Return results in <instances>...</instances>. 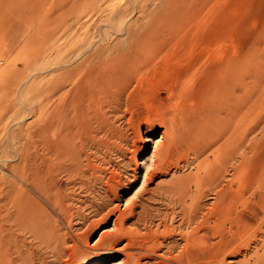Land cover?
<instances>
[{
  "label": "rangeland",
  "instance_id": "1",
  "mask_svg": "<svg viewBox=\"0 0 264 264\" xmlns=\"http://www.w3.org/2000/svg\"><path fill=\"white\" fill-rule=\"evenodd\" d=\"M132 47L145 52L143 58L133 51L142 71L133 76L119 110L111 101L106 106L111 109L110 124L97 122L94 114L90 136L86 137L84 152L90 156V171L95 170L96 177L104 174V178L96 180L89 172L88 176L73 173L72 179L61 171L53 175L55 185L63 178V190L70 198V216L63 221L60 205H51L28 185L20 171V157L48 155L41 144L50 136L52 102L57 96L53 98V92L61 97L64 92L77 91L82 71L73 72V68L93 65L99 48L108 50L100 54L116 57ZM237 52L243 55L241 62L235 57ZM236 113L240 114L237 119ZM236 123L243 128L245 141L241 178L235 179L231 166L225 176L223 171L209 174L212 166L218 168L214 154H221L219 147L231 145L225 134ZM182 133L200 144L201 154L189 155L187 163H175L177 168L173 165L172 170L166 167L170 174L149 184L151 193L143 195L147 199L138 197L151 213H157V221L162 215L166 217L162 224L172 226L168 230L171 233L164 237L162 253L170 255L173 251L170 264H264V0H0V219L13 210L10 204L14 203V192H31L34 200L30 201L46 209L40 212L44 224L36 234L12 221L5 231L0 230L1 244L9 246L1 264L118 262L121 256L98 254L93 244L102 229L112 227L115 216L111 211L116 203L129 212L126 201L141 189L145 168L151 162L146 159L156 149L157 141L167 145L173 135ZM91 139L93 144L89 143ZM232 161L237 164L236 159ZM113 174L121 180V184L115 183V200L102 191L107 177ZM216 176H221L223 185L231 184L228 194L236 200L227 210L228 219L215 225L214 217L206 216L218 208L212 188ZM82 180L85 185L93 184L82 185ZM178 185L185 190L172 192ZM157 187L163 188L162 196ZM176 201L180 207L185 203L188 206L183 205L182 210ZM140 210L135 208L136 213ZM129 217L126 225L133 228L136 215ZM47 221L50 238L44 237ZM151 227L156 229L157 225ZM189 234L194 235L191 241L187 240ZM8 237L11 239L7 241ZM170 243L175 246L171 248ZM189 252L194 254L191 260L187 259ZM152 262L144 260V264Z\"/></svg>",
  "mask_w": 264,
  "mask_h": 264
},
{
  "label": "bare ground",
  "instance_id": "2",
  "mask_svg": "<svg viewBox=\"0 0 264 264\" xmlns=\"http://www.w3.org/2000/svg\"><path fill=\"white\" fill-rule=\"evenodd\" d=\"M98 51L99 52L95 54L94 60L96 62H94L93 65L86 64L79 69L73 68V72L78 73L79 70L82 71L80 77H78L79 83H78V89L76 92H64L61 97L58 96L57 92H53V98L55 97V95H57V96L53 99V102H52L53 107H52L51 116H50V120H49L50 133H48L49 130H46L50 136L46 135L47 137L49 136V138L47 140L45 139L44 144H41L42 148L44 149L43 150L44 153H46V155L47 154L48 155L44 156L43 154L38 153L39 155L35 154L34 157L33 156L32 157H25V156L20 157V159H21L20 164H22L21 165L22 169H20V171L24 172V174H25L24 176H25V179H26L28 185L29 186L31 185L32 186L31 188L35 192H37L38 195L43 197L45 201H47L50 204L52 203L51 205H53V203H55V204L58 203L60 205V207H59L61 209L60 211H62L61 213H63L62 215L61 214L60 215H61V218L63 221L66 220V218L68 217V215L71 212V208L69 207L70 204L68 206V202H69L70 198L66 195V193H65L66 191L63 190V187L65 185V182L63 181V178H62L63 176L62 177L60 176L62 178V180H60V181L58 180L59 182L55 185L53 175L56 174V176H57V172L60 173V171L62 173L65 172L64 174L67 173V176H69V175L71 176L73 173H77L78 175L79 174L80 175H87L89 173H92V176H94L95 179L98 177H99L98 179H100L101 175L96 177L95 170H94V172L90 171L92 168V164L90 163L91 162L90 156L84 152L85 151V144H86V137L90 136L89 131H91V127L93 126V125L91 126L93 115L95 114L94 120H96V116H97L99 118V121L97 120V122L101 123L102 125L105 124L104 126H106V125L108 126L110 124L109 123L110 120L108 118V115H109L108 110L111 111V109H108L106 106H108V103L114 102L115 108H117V109L119 108V106L121 105L122 99H124L123 96H124V93H126L125 92L126 89H129L127 87L130 86L131 83H133L132 82L133 76L136 75L142 69V68H140L141 65H136L137 63H136V60H134L135 54H133V51L136 52L137 56L142 55L143 58L146 57L145 52H143L140 48H134V47L129 48V50L127 52H124L123 54H120L116 57H113L108 53L100 54L101 51L107 52L108 51L107 49L100 50V48H99ZM122 55H124L125 57H122ZM242 56L243 55L240 52L239 53L237 52V54L235 55V57L238 58L240 60V62H241ZM238 66H240V64H238L236 67L237 70L240 71L241 69H239ZM70 70H72V69H70ZM71 73H72V71H71ZM238 76H239V74H238ZM231 82H233V81H231ZM128 99L130 100V98H128ZM128 99H126V100H128ZM126 102L128 103V101H126ZM232 103H233V101H232ZM226 106L228 107L229 105L227 104ZM234 107H235V105H234ZM234 107H231V108H234ZM240 107L242 108V105ZM114 109H112V110H114ZM228 109H230V108H228ZM230 110H232V109H230ZM239 110H238V112H239ZM233 111H234V109H233ZM237 113L235 116L234 115H232V116H234L236 118V116L240 115ZM227 116L230 117V114L229 115L227 114ZM199 117H200V115H199ZM229 117H227V118H229ZM234 117H233V119H235ZM183 120H185V118ZM228 120H230V119H228ZM174 121H175V119H174ZM181 123L182 122H180V124ZM92 124H94V123H92ZM172 126H173L172 128L174 130L175 129L174 123L172 124ZM94 128H95V126H94ZM178 128L180 129L179 126H178ZM218 128H219V126H218ZM47 129H48V127H47ZM189 129H191V128L189 127ZM183 131H184V129H183ZM175 132L177 133L176 130H175ZM242 132H243V128H241V125H239V124L237 125V123L235 126L231 125L227 129L226 134H225V138H226L227 142L230 141L233 144L231 143V145L229 147L227 145L228 143H224L220 147L217 146V147H219V150H221L220 155H216V157H215V154H214L215 160L218 161V163H219L218 168L216 169L215 167L213 168V166H212V169L208 170L209 174L212 173V175H213V171H215V172H219V171L222 172L223 171L222 176H225L226 172L229 171V167L231 166L234 169L233 174H234L235 179L239 180L241 178V174H242V170H243V157H244L243 142H245V141H243L244 137H243ZM40 136H42V135H40ZM162 137H163V139H165L164 136H162ZM161 141L158 140L157 141L158 143L156 142L157 143L156 149H153L151 157L149 159H146V160L151 161V162L145 168L146 171H145V174L143 177V185H142L141 189L138 190V192H137L138 194H136V195L134 194L133 198L131 197L130 200L126 201L129 203L128 207H126V210H128L129 212L128 213L124 212L125 210L122 211L120 209V206H119L120 204H117V203L115 204L114 202H112L113 205L115 204L114 205L115 207L113 208V210L111 209V207L109 209L112 210L111 213H113L115 216V219L113 220V225H112V227H107V228L102 229L100 235H98V237L95 240V243L93 244V245L96 244L95 247L97 246L96 249L99 252L98 254H100V253L108 254L109 253V254H113L114 257L118 256V255L121 256L120 260H118V262H115L113 264H144V260H146L147 262L153 261L151 264H170L169 263L170 261H172V262L174 261V256H171L173 251L171 252L169 250L171 252L170 255L162 253V246L165 245V244H163L165 242V241L163 242V240H165L164 237L168 235L167 233L170 232L168 230L172 227L170 225L171 223L169 224L170 227L167 224H162V221L164 220L163 219L164 216L162 217V215H160V220L157 221L158 217H157V215H155L157 213H155V214L151 213L150 209H148L147 206L141 202V200H140L141 198L139 199L138 197H141V196L143 197V195H145L146 192H150V189L148 186H149V184L154 183V180L156 178H161L163 176H167L168 174H170L169 169L167 171H165L166 167L171 169L172 168L171 166L175 165V168H177V165H176L177 163H179V164L187 163L188 162L187 159H189V155L201 154L202 147H200L199 143H197V144L194 143V139H190L189 134L183 135V133H182V135L180 134V136L173 135L172 140L166 141V142H168L167 145L165 144L164 141H162V143H161ZM89 143L93 144V140L90 141ZM94 144L97 145V142L96 143L94 142ZM96 145H94V146H96ZM38 146L39 145L37 143V148L39 149L40 146L39 147ZM91 147H93V146H91ZM204 148H205V146H204ZM84 159L86 160L85 162H84ZM234 159L237 160V164L233 163L232 160H234ZM157 160H158V162H157ZM17 165H19V164H17ZM21 166L19 168H21ZM100 168L101 167L98 168L99 171L101 170ZM16 171H17V169H16ZM17 172L19 173V171H17ZM102 173H103V169H102ZM98 175H99V172H98ZM72 176H75V175H72ZM72 176H71V179H72ZM89 176L91 177V175H89ZM102 176L104 178L105 175L103 174ZM84 177H86V176H84ZM65 178H67V177H65ZM75 178H77V176ZM78 178H80V176ZM81 178H82V176H81ZM87 179H88V177H87ZM87 179H86V181H87ZM116 179H117L116 176L113 174V175L107 177L105 184L103 183L104 187H103L102 191L105 193V195L107 197H108V195H113V198H114L113 200H115L117 198V193H116V191H117L116 188L118 187L117 185L121 184V180H116ZM66 180H68V179H66ZM214 180L215 181L212 184L213 185L212 188L216 194L215 195V198H216L215 202L217 204L215 207H218V208L215 209L216 212H210L207 214L206 217L210 218L212 216V217H214V220H212V221H214V224L215 223L221 224V223H224L228 219L227 210H228L230 205H233V202L236 199H234V196L231 197L228 194L229 189H231L230 183H226V185H223L222 184L223 179L221 180V176L218 179H214ZM103 182H105V181H103ZM80 183H82V185H85V181H83V180L80 181ZM115 183L117 185H115ZM73 184H74V182H73ZM67 185H68V183H67ZM86 185H88V184H86ZM91 185H88V186H91ZM157 185H158V183H157ZM239 185H240V181H238V183H237L238 192H239ZM176 187H178V188H176L175 190H172V192L185 190V187L180 188V185H178ZM86 189H88V188H86ZM158 189L159 188L157 187V190ZM162 190H163V188H160V190H158L159 193L161 194V196H162ZM164 190H168V188L164 189ZM158 191H157V193H158ZM12 192H11L10 198L13 196ZM197 192L195 191V193H197ZM14 193L15 194L12 197L14 203L10 204V205H12V207L10 206V208H12L13 210L6 212L5 219L3 217H1V219H0V226H1L0 230H1V232L5 231L7 229L6 224L8 222L12 221L11 223H13L14 225H17V226L22 225V226H24L25 230L27 229V231H30L31 233L36 234L38 232L39 225L44 224V222H43L44 219L41 218V215H42L41 213L44 209L41 208L42 209L41 210L39 208L38 203L30 201V199L34 200L31 192L26 193L25 191H22V193H20V194L18 193V195L16 194V192H14ZM7 195H9V193H7ZM235 195L239 196V193H237ZM204 196H203V198H204ZM7 198H9V197H7ZM163 198H165V197H163ZM143 199H144V197H143ZM146 199L147 198L145 197L144 200H146ZM37 200H38V198H37ZM37 200H36V202H37ZM163 200H166V199H163ZM172 200H174V199H172ZM190 200H191V196H190ZM102 201H103V199H102ZM147 201H149V199ZM191 202H192V200H191ZM128 203H126V204H128ZM178 203L179 202H177V204ZM192 203H194V202H192ZM126 204H125V206H126ZM178 205H176V207L181 206L180 204H178ZM183 205L188 206L187 203H185ZM183 205H182V207H183ZM189 205H190V203H189ZM201 206L202 205H200L199 208H203ZM99 207H101V206H99ZM148 207H149V205H148ZM182 207H180V208H182ZM207 207H208V205H207ZM211 207H209V208H211ZM55 208H56V206H55ZM135 208H141V210L136 213ZM167 208H169V207H167ZM100 209H102V208H100ZM0 210L2 211V209H0ZM182 210H184V209L182 208ZM200 210L201 209H198L197 212H199ZM44 211H46V209ZM190 211L191 210H189V212ZM58 213H60V212L58 211ZM72 213H71V215H72ZM182 213H180V214H182ZM190 213H192V212H190ZM47 214L45 213V215H47ZM103 214H105V213H103ZM128 214L136 215V219H135L136 222L134 221L135 222L134 225H136V226L133 225L134 226L133 228L131 226L132 223L131 224L129 223L131 226L130 228H129V226L126 225V221H128L130 218L129 217L130 215H128ZM204 214L205 213H203V216H205ZM106 215H104V216H106ZM1 216H2V214H1ZM191 216L193 217V219H194V217L196 218L195 214L194 215L190 214V218H191ZM198 216L199 215H197V217ZM164 218H166V217H164ZM188 219H189V216H188ZM186 221H188V220H186ZM186 223H188V222H186ZM151 224L157 225V228L153 229L151 227ZM211 224H212V222H211ZM188 225H190V224H188ZM45 226L46 227H45L44 237L50 238L52 232H51L50 225H49L48 221L46 222ZM162 226H163V229H162ZM201 226H203V222H202ZM193 227H194V225H193ZM211 227H212V225H211ZM237 227H238V225H237ZM200 228L202 229V227H200ZM7 232H9V234L11 236H13V233L11 231L8 230ZM236 232H234V233H236ZM205 233H207V232H205ZM189 236H190V234H189ZM189 236L187 237V240H189V241L193 240L192 237L194 235L190 236V237ZM9 238L10 237L6 238V240L8 241ZM168 238H169V236H168ZM224 238H226V237H224ZM123 241H125L124 242L125 245H121V243ZM72 244L74 246H77L75 241ZM174 244H175V242H174ZM14 245H15V242H14ZM87 245H89V244H87ZM92 246H91V248H93ZM169 246H171V248H173L175 245L173 247H172V244ZM169 246H168V249H170ZM164 247H166V246H164ZM239 247L240 246H237L238 250H240ZM190 248L193 249V246L192 247L190 246ZM194 248H195V246H194ZM0 249L2 250V252H0L2 255L0 257V264H1V261L3 262V259H4L3 257H7L8 253H9V246H6V247L3 246L1 244V241H0ZM168 249H167V251H168ZM164 250H163V252H164ZM241 250H242V248H241ZM64 251H66V250H64ZM235 251L237 252V250H235ZM75 252H77V251H75ZM218 252H219L218 254L221 253L220 251H218ZM233 252H234V250H233ZM70 254H71V252L68 255H70ZM72 254H74V253H72ZM183 254H185V253H183ZM186 255H187L188 260H191L194 258V254L191 252H189ZM177 256H178V254H177ZM216 256H218V255H216ZM224 260H226V259H224ZM193 261H195V260H193ZM208 261H209V259H208ZM74 262H76V261H74ZM193 264H195V263L193 262Z\"/></svg>",
  "mask_w": 264,
  "mask_h": 264
}]
</instances>
